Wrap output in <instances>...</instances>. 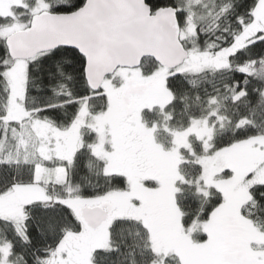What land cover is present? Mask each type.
<instances>
[{
  "label": "snow or ice",
  "instance_id": "6c2138e0",
  "mask_svg": "<svg viewBox=\"0 0 264 264\" xmlns=\"http://www.w3.org/2000/svg\"><path fill=\"white\" fill-rule=\"evenodd\" d=\"M0 264H264V0H0Z\"/></svg>",
  "mask_w": 264,
  "mask_h": 264
},
{
  "label": "trees",
  "instance_id": "16d2710c",
  "mask_svg": "<svg viewBox=\"0 0 264 264\" xmlns=\"http://www.w3.org/2000/svg\"><path fill=\"white\" fill-rule=\"evenodd\" d=\"M181 207H183V204H181ZM192 221H189V225H191Z\"/></svg>",
  "mask_w": 264,
  "mask_h": 264
}]
</instances>
